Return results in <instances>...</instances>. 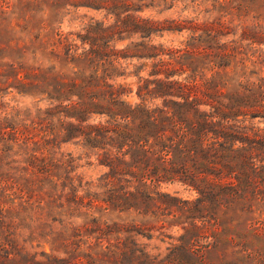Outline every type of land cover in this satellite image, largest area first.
Here are the masks:
<instances>
[{
    "label": "trees",
    "instance_id": "16d2710c",
    "mask_svg": "<svg viewBox=\"0 0 264 264\" xmlns=\"http://www.w3.org/2000/svg\"><path fill=\"white\" fill-rule=\"evenodd\" d=\"M211 1L213 9L206 10L204 16L198 12L191 21H173L175 27L168 29L141 20L137 32L144 41L151 42L157 32H183L186 23H190L187 31L192 34L177 47L142 43L144 50L138 59L153 62L147 76L140 75L143 69L136 71L135 84L126 82L132 73L115 64L113 56L118 52L104 53L107 60L101 62L103 53L92 45L84 46L78 58L83 68L73 77L64 74L55 82L50 99L58 105L51 103L31 121L42 134L41 142L18 146L15 154L22 160L13 161L17 167L8 165L4 171L1 166L0 177L6 176L8 181L3 191H14L11 197L23 195L22 209H42L43 203L52 206L64 195H49L47 201L49 192H40L49 186L59 187L52 177L65 176L74 196L67 198L69 211L72 205L73 210L86 207L91 211L96 227L84 228L92 231L89 237L96 242L99 235L110 232L108 223L106 228L98 224L104 212L149 204L155 200L154 193L159 198L169 197L160 191L164 185L179 184L196 192L198 197L188 205L197 210L229 201L247 204L250 209L254 204L264 208V129L252 124L264 120V51L253 48L255 41L234 18L227 19L233 16V0ZM115 16L106 31L132 30L129 18ZM200 17L207 21L198 23ZM238 29L243 32L238 38L222 44L223 51H213L215 42ZM82 44H87L86 39ZM158 47L161 53L156 52ZM89 69L92 73L87 74ZM120 79L123 81L118 82ZM134 85L138 101L130 99ZM57 116H62L60 127L51 122ZM90 116L103 119L87 124ZM61 138L62 142L84 138V145L99 151L100 164L109 170L103 178L105 189L86 191L88 203L77 193L84 188L80 177H71L77 160L72 154L57 158ZM14 149L15 145H10L6 151ZM7 152L0 154V162ZM67 187L63 182L62 188ZM97 213L101 215L94 216Z\"/></svg>",
    "mask_w": 264,
    "mask_h": 264
},
{
    "label": "rangeland",
    "instance_id": "374dc122",
    "mask_svg": "<svg viewBox=\"0 0 264 264\" xmlns=\"http://www.w3.org/2000/svg\"><path fill=\"white\" fill-rule=\"evenodd\" d=\"M213 3L211 0H0V154L7 152V146L15 145L0 162V173L1 166L8 171V165L17 167L13 161L22 160L15 154L19 145L41 142L42 134L31 121L51 103L58 105L50 99L55 82L62 80L64 74L73 77L74 72L83 68L78 58L84 46L88 49L92 45L103 54L118 52L113 56L115 64L127 74L132 73L126 82L135 84L136 71L143 69L140 75L147 76L153 62L138 59L144 50L142 43L177 47L192 34L187 31L190 23H186L183 32H157L151 42L144 41L137 32L141 20H151L168 29L175 27L173 21H191L198 12L204 16L206 10L213 9ZM231 9L233 16L227 19L234 18L255 41L253 48L264 51V0H233ZM114 13L129 18L132 30L106 31L115 21ZM206 21L204 17L197 19L202 24ZM231 32L213 44L214 52L223 51L222 44L243 33L241 29ZM85 39L87 44L83 45ZM158 48L156 52L161 53ZM102 58L101 62L106 61V54ZM143 64L148 67L143 68ZM90 73L91 69L87 71ZM133 89L130 99L138 101L137 86ZM60 118L57 116L51 122L60 127ZM102 119L90 116L87 124ZM66 121L77 124L73 119ZM252 124L264 129V120L257 119ZM56 151L57 158L72 154L77 160L71 177L79 176L83 182L85 189L77 193L85 196L86 203L90 200L86 196L88 188L91 192L105 189L103 178L109 170L100 164L99 151L84 145V138L62 142ZM3 178L0 177V264H264V208L258 204L250 209L247 204L229 201L197 210L188 205L198 197L196 192L179 184L164 185L160 191L169 197L159 198L154 193L155 200L149 204L104 212L98 224L105 227L108 223L110 232L99 235L96 242L89 237L92 231L84 228L95 226L91 211L86 207L73 210L74 205L72 213L69 211L67 198L74 196L65 176L52 177L59 187L49 186L40 192H49L47 201L49 195L57 198L63 194L62 200L52 206L43 203L44 209L32 208L33 211L19 206L25 201L23 195L11 197L14 191H3L8 182L6 176ZM63 182L67 188H62ZM75 229L82 230L80 236L74 237L79 233ZM90 245L94 247L90 249Z\"/></svg>",
    "mask_w": 264,
    "mask_h": 264
}]
</instances>
